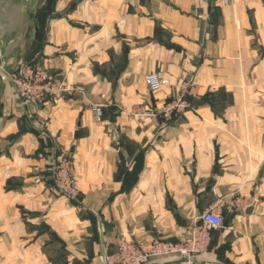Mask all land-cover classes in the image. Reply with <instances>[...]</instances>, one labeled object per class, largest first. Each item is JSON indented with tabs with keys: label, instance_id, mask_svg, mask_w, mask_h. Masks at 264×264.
Instances as JSON below:
<instances>
[{
	"label": "crops",
	"instance_id": "1",
	"mask_svg": "<svg viewBox=\"0 0 264 264\" xmlns=\"http://www.w3.org/2000/svg\"><path fill=\"white\" fill-rule=\"evenodd\" d=\"M37 62L83 92L23 106L0 72V264H96L105 242L178 241L209 209L223 224L196 259L264 264V0H81ZM157 70L170 86L151 92ZM183 94L171 119L134 114ZM56 148L77 201L54 186Z\"/></svg>",
	"mask_w": 264,
	"mask_h": 264
},
{
	"label": "built area",
	"instance_id": "2",
	"mask_svg": "<svg viewBox=\"0 0 264 264\" xmlns=\"http://www.w3.org/2000/svg\"><path fill=\"white\" fill-rule=\"evenodd\" d=\"M223 3L228 4V0H223ZM0 70L13 85L19 103L23 106L56 101L70 92H83L80 87L70 84L66 78H55L39 64L25 63L14 72H8L4 64H1ZM144 82L151 92L170 86V78L161 70L147 73ZM184 95L163 103L157 111L134 114L141 118L171 119L186 109ZM90 109L99 120L100 106L90 104ZM49 170L57 191L67 199L77 201L79 183L73 173L70 155L62 149H54L49 159ZM222 224L223 218L213 209H209L199 217V221H191L188 236L178 241L153 240L134 243L125 238H118L112 251L110 245L105 242L103 250L96 258V264H204L196 259V255L207 251L210 242L209 231L220 228ZM178 261L181 262L176 263Z\"/></svg>",
	"mask_w": 264,
	"mask_h": 264
},
{
	"label": "rangeland",
	"instance_id": "3",
	"mask_svg": "<svg viewBox=\"0 0 264 264\" xmlns=\"http://www.w3.org/2000/svg\"><path fill=\"white\" fill-rule=\"evenodd\" d=\"M57 1L0 0V43L8 40L11 54L17 56L15 62L8 65L1 54L0 65L4 64L8 72L16 71L25 63L37 64L48 40L50 19L61 17L81 0H70L62 11H56Z\"/></svg>",
	"mask_w": 264,
	"mask_h": 264
},
{
	"label": "water",
	"instance_id": "4",
	"mask_svg": "<svg viewBox=\"0 0 264 264\" xmlns=\"http://www.w3.org/2000/svg\"><path fill=\"white\" fill-rule=\"evenodd\" d=\"M224 224H225V226L227 225V221L225 220V222H224ZM181 261H178V262H176V263H180Z\"/></svg>",
	"mask_w": 264,
	"mask_h": 264
},
{
	"label": "trees",
	"instance_id": "5",
	"mask_svg": "<svg viewBox=\"0 0 264 264\" xmlns=\"http://www.w3.org/2000/svg\"><path fill=\"white\" fill-rule=\"evenodd\" d=\"M74 7V6H73ZM73 7L71 9H73Z\"/></svg>",
	"mask_w": 264,
	"mask_h": 264
}]
</instances>
